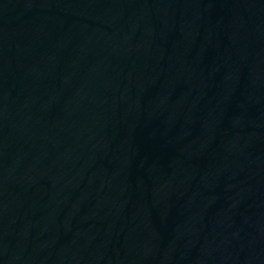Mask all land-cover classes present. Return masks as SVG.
Wrapping results in <instances>:
<instances>
[{
    "label": "water",
    "instance_id": "1",
    "mask_svg": "<svg viewBox=\"0 0 264 264\" xmlns=\"http://www.w3.org/2000/svg\"><path fill=\"white\" fill-rule=\"evenodd\" d=\"M0 264H264V0H0Z\"/></svg>",
    "mask_w": 264,
    "mask_h": 264
}]
</instances>
